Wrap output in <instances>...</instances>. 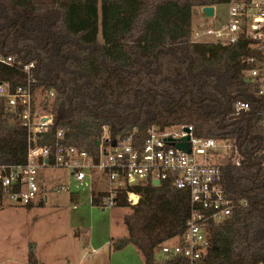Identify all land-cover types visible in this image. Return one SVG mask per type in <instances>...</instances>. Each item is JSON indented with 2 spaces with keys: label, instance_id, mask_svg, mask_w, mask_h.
I'll use <instances>...</instances> for the list:
<instances>
[{
  "label": "trees",
  "instance_id": "trees-1",
  "mask_svg": "<svg viewBox=\"0 0 264 264\" xmlns=\"http://www.w3.org/2000/svg\"><path fill=\"white\" fill-rule=\"evenodd\" d=\"M229 1L0 0L3 52L14 56L16 62H40L39 76L45 81L53 75L47 71L49 56L61 61L57 81L60 88L42 83V93L54 92L51 101L43 99L40 105L55 116V128L40 143L52 144L54 132L63 128L68 144L92 152L103 126H108L112 135H122L132 128L143 130L150 125H191L199 136L227 142L240 131L236 134L240 141L245 132L244 119L226 121L229 113L220 125L218 112L243 100L254 107L257 115L248 124L249 139L241 151L263 163L260 112L264 97L257 96L255 81L244 78V59L259 55L244 43L226 47L190 41L192 11ZM39 34L42 38L38 40ZM224 77L228 82L220 89ZM72 78L75 89L69 96L64 84ZM0 83L9 84L13 90L25 83V76L16 63H0ZM149 93L151 118L143 124H119L115 117L137 112ZM79 100L84 102L72 114L58 118V111L69 113ZM162 103H169V110ZM26 150L25 129L14 114L0 107V164H23ZM252 172L243 164L234 166L231 157L224 164V178L233 198L245 200L247 205L235 208L226 221L211 227L206 254L195 264H264V166L258 171L253 185L256 188L245 191L231 185L236 175ZM135 193L140 196L135 206L127 204L125 194L117 200L116 208H130L131 213L123 218L127 237L114 241L112 250L120 252L134 246L145 264H188L181 257L160 262L155 259L163 244L178 239L185 231L187 194L169 184L155 187L151 183L137 187ZM99 199L101 195L93 202ZM251 202L256 205L252 207ZM34 250V244H29V264H38Z\"/></svg>",
  "mask_w": 264,
  "mask_h": 264
},
{
  "label": "built area",
  "instance_id": "built-area-1",
  "mask_svg": "<svg viewBox=\"0 0 264 264\" xmlns=\"http://www.w3.org/2000/svg\"><path fill=\"white\" fill-rule=\"evenodd\" d=\"M227 6L226 24L194 32L197 41L191 43L226 47L246 44L259 57L244 59L247 67L244 78L255 81L257 96L264 97V0H230ZM210 18L215 19V12ZM0 63L8 66L16 63L25 76V83L13 90L9 84L0 83V107L14 114L27 133L24 163L0 164V203L6 200L26 207L35 202L42 194L39 172L54 168L68 170L73 181L80 185L87 183L93 199L101 195V199L93 202L100 209L115 207L122 194L129 206H135L140 199L135 193L137 187L148 183L153 186L154 181L158 186L169 184L187 194L189 214L182 236L163 244L160 251L168 258L181 257L188 264H195L205 256L211 227L226 221L235 208L247 205L245 200L233 198L223 174L226 161L223 152L233 158L234 166L243 164L237 148L233 149L227 141L199 136L191 125L171 128L150 125L143 130L132 128L122 135H112L108 126H103L92 152L68 144L63 128L54 132L52 144H41L55 128V117L44 112L40 103L43 99L51 101L54 92L42 93L36 61L16 62L14 56L6 55L0 48ZM255 115L250 103L237 100L230 104L228 120L236 122ZM260 115L264 127V109ZM184 143L189 153L176 148ZM261 152L264 158V143ZM64 191H67L64 186L56 190Z\"/></svg>",
  "mask_w": 264,
  "mask_h": 264
},
{
  "label": "rangeland",
  "instance_id": "rangeland-1",
  "mask_svg": "<svg viewBox=\"0 0 264 264\" xmlns=\"http://www.w3.org/2000/svg\"><path fill=\"white\" fill-rule=\"evenodd\" d=\"M213 9L214 20L204 18L199 9L192 11L191 42L197 41L193 36L194 32H201L205 28L217 29L226 24L227 4ZM39 36L42 38L39 34L38 40ZM50 56L47 71L57 76L59 80L58 67L61 61L52 54ZM227 82L228 77L222 78L219 88L223 89ZM56 85L59 89L60 82ZM72 91L73 88H67L69 96L72 95ZM145 97L151 100V96ZM83 102V100L76 102L73 108L70 107L69 113L64 110L58 111V118L72 114L74 108ZM162 104L167 109L170 108L169 103ZM120 117L121 122L128 117L125 121L127 125H132L133 122L143 124L151 118V113L148 104H145L139 114L134 111ZM222 122L221 119L218 121L220 125ZM229 131L232 133L231 130ZM233 134H235L234 140L229 144L233 149L235 147L238 149L243 138L237 141L236 134L239 135L240 131ZM246 139H249L248 134ZM222 154L226 157V161L230 158L226 152ZM39 173L42 192L39 199H42V205L37 203L27 208L9 204L6 200L0 204V264H29L27 260L29 244H34L38 264H145L142 254L134 246H129L123 252H113L109 245L97 250L104 240L127 237L123 218L131 213L130 208L100 209L93 206V193L89 185L74 182L68 170L54 168ZM60 186L66 187L67 191L56 192ZM89 237L92 238L93 243L91 248L88 247ZM92 249L97 251L93 252ZM167 258L157 250L155 255L157 262Z\"/></svg>",
  "mask_w": 264,
  "mask_h": 264
},
{
  "label": "flooded vegetation",
  "instance_id": "flooded-vegetation-1",
  "mask_svg": "<svg viewBox=\"0 0 264 264\" xmlns=\"http://www.w3.org/2000/svg\"><path fill=\"white\" fill-rule=\"evenodd\" d=\"M45 47V43L43 44V48ZM39 69H40V62H37V68H36V72H37V75H38V78H39V80L42 82V83H45V82H47V83H52L53 85H56L57 84V81H58V79H57V76H51L49 79H47V81H45V79L43 78V77H40L39 76ZM59 74V73H58ZM60 77V76H59ZM65 86V88L67 89V88H74L75 89V80H74V78H72L71 80H68V81H66V83L64 84ZM72 85V86H71ZM65 89V90H66ZM75 93H77V91L75 90ZM149 96H151V94L149 93L148 94ZM149 98L148 97H144V99L141 101V103H140V105H139V108H138V111H137V113L139 114L140 112H141V110H142V108H143V106L145 105V104H150V100H148ZM172 101H174V100H172ZM228 106H230V104H228L227 106H226V108L225 109H223L222 111H219L218 112V116H221V118H222V116H224L225 115V110L228 108ZM165 109L166 110H169V109H167L166 107H165ZM230 113V111L225 115V118L224 119H226L227 118V115ZM127 115H129V114H127ZM127 118L128 117H126L122 122L121 121H118L119 123H125V121H127ZM227 120H228V118H227ZM229 121V120H228ZM247 134H248V132H247ZM247 140V139H246ZM245 142L246 141H244V135H243V140H242V143L241 144H239V145H244L245 144ZM242 146H241V148H242ZM246 156V155H245ZM240 157V156H239ZM241 158V157H240ZM241 161H242V163L244 164V161H243V159L241 158ZM246 169H250V170H252L253 172L251 173V174H249V175H236L235 177H234V179H233V182H232V184L231 185H234L235 187H237V188H239L240 190H252L253 188H256V186H253V185H255V183H256V180H257V176H258V171H257V168L256 167H253V168H246ZM254 173V174H253ZM264 186V184L263 185H261V187H263Z\"/></svg>",
  "mask_w": 264,
  "mask_h": 264
},
{
  "label": "water",
  "instance_id": "water-1",
  "mask_svg": "<svg viewBox=\"0 0 264 264\" xmlns=\"http://www.w3.org/2000/svg\"><path fill=\"white\" fill-rule=\"evenodd\" d=\"M213 12H214L213 7H205V8L202 9V13H203V15H204L205 18H210V17H212V16H213ZM25 64H26V63H25ZM229 111H230V106H228V108L225 110V115H226ZM225 115L222 116V118H221V122L224 120ZM120 118H121V117H120L119 115H117V116L115 117V119H116L117 121H119ZM136 120H138V118H137ZM250 120H251V117H247V118L244 119V121H245L244 141H246L247 130H248V124H249ZM119 124H121V123H119ZM185 140H187V138H186ZM241 146H242V145H239V146H238L237 153H238V155H239V156L243 159V161H244V164H243L244 168H253V167H256V168H257V171H259L260 168H261V163H260L259 161H253L250 157L245 156V155L242 153V151H241ZM176 148L179 149V150H182V151H184V152H186V153H189V149L187 148V144H185V143H184V144H177V145H176ZM152 184H153V186H158V182H157V181H154ZM262 204H263V203H262ZM250 205H251L252 207H254L256 204H255V202H251Z\"/></svg>",
  "mask_w": 264,
  "mask_h": 264
},
{
  "label": "crops",
  "instance_id": "crops-1",
  "mask_svg": "<svg viewBox=\"0 0 264 264\" xmlns=\"http://www.w3.org/2000/svg\"><path fill=\"white\" fill-rule=\"evenodd\" d=\"M37 203H38V205H42V199H39V198H38L35 202L31 203V206H30V207H32L34 204H37ZM92 203H93V197H92ZM93 206H94V204H93ZM77 236H78L77 238H79V235H77ZM117 240H118V239H117ZM114 241H116V240L111 239L110 241H107V240L102 241L101 246H100L97 250H100V249L104 248V247L107 246V245H109L108 247L112 250L111 245H112V243H113ZM92 244H93V243H92V238L89 237V239H88V247L91 248ZM127 248H129V247H127ZM127 248H126V249H127ZM126 249H124V250H126ZM97 250L92 249L93 252H95V251H97ZM124 250H122V251H120V252H123ZM112 251H113V250H112ZM113 252H114V251H113Z\"/></svg>",
  "mask_w": 264,
  "mask_h": 264
}]
</instances>
